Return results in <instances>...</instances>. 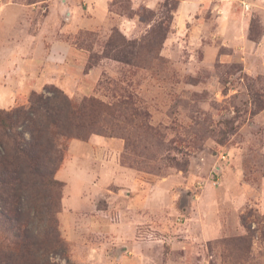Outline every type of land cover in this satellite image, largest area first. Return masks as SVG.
Returning <instances> with one entry per match:
<instances>
[{
  "label": "rangeland",
  "instance_id": "374dc122",
  "mask_svg": "<svg viewBox=\"0 0 264 264\" xmlns=\"http://www.w3.org/2000/svg\"><path fill=\"white\" fill-rule=\"evenodd\" d=\"M70 6L58 12L62 24L103 15L99 27L71 41L84 55V74L95 71L97 82L52 86L75 102L128 103L114 124L105 118L103 132L89 138L122 140L121 154L105 157L139 173L187 178L198 222L215 211L222 227L218 239L197 248L201 264H264V46L257 49L264 0H71ZM38 10L49 12L47 4ZM29 95L0 110L26 107ZM75 141L86 142L58 141L55 162L40 170L38 184L29 180L24 194L25 206L40 214L33 221L40 239L50 211V225L66 245L47 256L51 264H91L59 222L65 183L56 173ZM186 198L179 196V207ZM248 212L245 229L240 218ZM153 231L146 235L159 238ZM0 235L2 243L8 236Z\"/></svg>",
  "mask_w": 264,
  "mask_h": 264
},
{
  "label": "crops",
  "instance_id": "0c3cea01",
  "mask_svg": "<svg viewBox=\"0 0 264 264\" xmlns=\"http://www.w3.org/2000/svg\"><path fill=\"white\" fill-rule=\"evenodd\" d=\"M70 1L0 0V108L26 101L44 85L63 89L85 79L90 88L97 82L95 71L84 74V55L71 41L78 31L99 27L103 15L62 24L58 12L70 10ZM42 4L46 16L38 10ZM263 46L264 38L257 49ZM123 150L122 140L99 136L71 144L56 173L65 183L63 237L80 245L91 264H201L197 248L222 234L215 211L198 222L197 195L188 192L187 178L160 179L105 157ZM181 194L187 202L179 207ZM153 230L159 238L146 235Z\"/></svg>",
  "mask_w": 264,
  "mask_h": 264
},
{
  "label": "trees",
  "instance_id": "16d2710c",
  "mask_svg": "<svg viewBox=\"0 0 264 264\" xmlns=\"http://www.w3.org/2000/svg\"><path fill=\"white\" fill-rule=\"evenodd\" d=\"M127 104L123 100L105 105L95 98L75 102L47 85L29 95L26 107L0 110V233L8 236L0 243V264H51L47 256L57 249L66 251L54 225H50L54 222L50 211L49 228L42 240L33 228L40 214H32L25 206L27 183L32 179V184H38L35 180L40 170L55 162L61 138L88 140L92 134L103 132L100 121L106 118L114 124L120 106L127 108ZM250 216L248 212L240 218L245 229Z\"/></svg>",
  "mask_w": 264,
  "mask_h": 264
}]
</instances>
